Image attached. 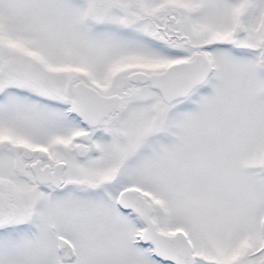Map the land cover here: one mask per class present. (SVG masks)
I'll return each instance as SVG.
<instances>
[{"label":"snow or ice","instance_id":"1","mask_svg":"<svg viewBox=\"0 0 264 264\" xmlns=\"http://www.w3.org/2000/svg\"><path fill=\"white\" fill-rule=\"evenodd\" d=\"M0 264H264V0H0Z\"/></svg>","mask_w":264,"mask_h":264}]
</instances>
